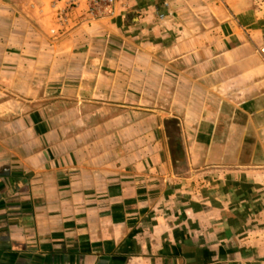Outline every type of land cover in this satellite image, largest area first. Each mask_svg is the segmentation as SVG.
Returning a JSON list of instances; mask_svg holds the SVG:
<instances>
[{
  "label": "crops",
  "instance_id": "1",
  "mask_svg": "<svg viewBox=\"0 0 264 264\" xmlns=\"http://www.w3.org/2000/svg\"><path fill=\"white\" fill-rule=\"evenodd\" d=\"M226 2L0 0V264H264V28Z\"/></svg>",
  "mask_w": 264,
  "mask_h": 264
},
{
  "label": "built area",
  "instance_id": "2",
  "mask_svg": "<svg viewBox=\"0 0 264 264\" xmlns=\"http://www.w3.org/2000/svg\"><path fill=\"white\" fill-rule=\"evenodd\" d=\"M120 0H86L87 12L92 17L106 18L113 17L117 13V5ZM76 4L69 3V6L62 11V15L59 18L64 21L67 11H70ZM264 53V50H262Z\"/></svg>",
  "mask_w": 264,
  "mask_h": 264
},
{
  "label": "rangeland",
  "instance_id": "3",
  "mask_svg": "<svg viewBox=\"0 0 264 264\" xmlns=\"http://www.w3.org/2000/svg\"><path fill=\"white\" fill-rule=\"evenodd\" d=\"M217 3H219L221 6H226L228 2H226L227 0H215ZM119 4V3H118ZM169 4H165L162 3L160 8H159V16L158 18L160 20H165V18H167V16H171L172 14H168L166 13V11L164 10L165 8H168ZM247 8L251 9L252 11H255V13H257V16L260 18V24L261 26H263L264 28V0H247ZM108 18V17H106ZM262 50H264V48L260 49L261 54L264 55V53L262 52Z\"/></svg>",
  "mask_w": 264,
  "mask_h": 264
}]
</instances>
